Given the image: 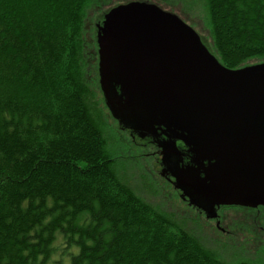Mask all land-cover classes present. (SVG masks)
<instances>
[{
    "label": "trees",
    "instance_id": "1",
    "mask_svg": "<svg viewBox=\"0 0 264 264\" xmlns=\"http://www.w3.org/2000/svg\"><path fill=\"white\" fill-rule=\"evenodd\" d=\"M94 2L0 0V264H264L223 260L119 177ZM204 2L219 60L262 62L264 0Z\"/></svg>",
    "mask_w": 264,
    "mask_h": 264
},
{
    "label": "water",
    "instance_id": "2",
    "mask_svg": "<svg viewBox=\"0 0 264 264\" xmlns=\"http://www.w3.org/2000/svg\"><path fill=\"white\" fill-rule=\"evenodd\" d=\"M101 19L98 80L120 128L167 137L159 146L174 185L207 217L221 205L264 206V62L226 67L204 35L150 0ZM177 140L191 164L178 162Z\"/></svg>",
    "mask_w": 264,
    "mask_h": 264
},
{
    "label": "rangeland",
    "instance_id": "3",
    "mask_svg": "<svg viewBox=\"0 0 264 264\" xmlns=\"http://www.w3.org/2000/svg\"><path fill=\"white\" fill-rule=\"evenodd\" d=\"M94 1L93 7L89 10L88 20V27L93 28V30L94 23L96 25L98 19H101L107 10L125 3L122 0ZM152 1L161 5L164 9L176 12L201 35L206 38L209 37V33L204 27V20L207 17L204 0ZM94 62L92 77L97 76V61L94 60ZM105 105L107 106L106 102ZM107 109H104L105 114L103 113L104 126L113 151L116 153V170L121 180L130 185L144 200L172 215L178 223L183 224L186 229L193 232L207 248L215 251L223 260L235 262L251 259L250 253H248L250 250L247 249L246 245L240 243L242 247H245L242 250L241 247L236 246L237 244L223 242V240H220L224 238L223 234L216 232L213 223H205L202 218L184 208L185 205H183L181 199L174 193L172 186L165 182L158 167L155 166L156 149L144 147L141 142H134L129 133L120 128L119 122L110 113L108 107ZM229 213L234 217L232 222L241 217L240 212L231 211ZM212 228L216 231H213ZM236 234L238 237L235 236V238L242 241L241 234ZM62 244L63 240L59 237L56 245L61 247ZM256 260H262V257H257Z\"/></svg>",
    "mask_w": 264,
    "mask_h": 264
},
{
    "label": "flooded vegetation",
    "instance_id": "4",
    "mask_svg": "<svg viewBox=\"0 0 264 264\" xmlns=\"http://www.w3.org/2000/svg\"><path fill=\"white\" fill-rule=\"evenodd\" d=\"M102 19L99 20L101 22ZM126 133H129V136L134 140V142H141L144 147L155 148L156 151V160L155 166L158 167L160 175L163 177L165 182L170 184L173 188L174 193L181 199L185 209L196 214L199 218H202L205 223H213L217 233L223 234V242L234 244L241 249L240 243L247 246V249L250 250V258L256 259L257 257L264 258V206L258 207H245L239 205H221L216 208V214L214 217H207L206 212L198 207L190 205L189 198L184 199L182 197V190L177 189L174 185L175 177L170 174L169 168L166 165L165 160L168 148H163L159 144H164L163 142L167 140L162 133L158 132L156 135H150L148 133H138L130 130H123ZM177 151L180 154L177 158L178 162H181V165H189L192 163V155L189 152V148L182 142L177 140ZM174 152V150H173ZM172 152V153H173ZM176 157V156H175ZM174 157V160H176ZM240 212L241 217L235 219L233 222L232 214L229 212ZM243 228V229H242ZM241 234L242 241H239L238 235ZM214 237V236H213ZM213 240V238H212Z\"/></svg>",
    "mask_w": 264,
    "mask_h": 264
}]
</instances>
